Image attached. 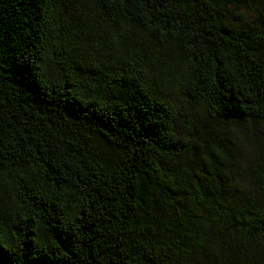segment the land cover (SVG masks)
Wrapping results in <instances>:
<instances>
[{
  "label": "trees",
  "instance_id": "obj_1",
  "mask_svg": "<svg viewBox=\"0 0 264 264\" xmlns=\"http://www.w3.org/2000/svg\"><path fill=\"white\" fill-rule=\"evenodd\" d=\"M258 1L0 0V264H264Z\"/></svg>",
  "mask_w": 264,
  "mask_h": 264
},
{
  "label": "rangeland",
  "instance_id": "obj_2",
  "mask_svg": "<svg viewBox=\"0 0 264 264\" xmlns=\"http://www.w3.org/2000/svg\"><path fill=\"white\" fill-rule=\"evenodd\" d=\"M258 8H248L244 4L240 5H231L229 12L226 18V23L234 28H238L244 25H251L250 21L254 18H257L261 12L264 11V0L258 1ZM88 41L86 38L82 39L81 49L84 51L87 48ZM200 123H208V119L199 116ZM239 133L250 134L251 140L249 144H242L237 138L232 137L233 142L237 144L236 150L238 151V157L241 162V166H252L253 159H257L258 155L264 151V131L261 125L259 124H249L245 121H242L235 125ZM3 194L7 195V190L3 186ZM246 241L251 245H256L258 239L253 236H247ZM215 251L216 246H214ZM215 264H250L249 260L243 256L236 255L235 258L232 256L226 260L220 259Z\"/></svg>",
  "mask_w": 264,
  "mask_h": 264
}]
</instances>
